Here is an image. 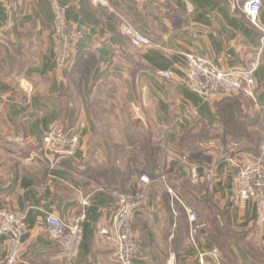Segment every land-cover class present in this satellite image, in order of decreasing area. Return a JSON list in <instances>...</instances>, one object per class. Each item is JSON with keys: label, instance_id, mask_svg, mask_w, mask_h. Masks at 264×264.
I'll return each instance as SVG.
<instances>
[{"label": "crops", "instance_id": "crops-1", "mask_svg": "<svg viewBox=\"0 0 264 264\" xmlns=\"http://www.w3.org/2000/svg\"><path fill=\"white\" fill-rule=\"evenodd\" d=\"M245 1L0 0V211L24 214L28 227L16 264H124L115 241L101 233L111 226L117 196L93 177L101 160H132L131 140L99 134L91 112L92 95L110 81L125 83L134 108L149 111L139 123L163 150L165 180L141 183L134 264H199L213 248L219 264H264L257 202L239 204L238 169L227 160L236 138L253 137L227 128L215 101L185 81L188 54L232 71L248 67L260 51L256 101L247 97L237 120L255 139L264 136V0L263 30L250 22ZM55 3L81 33L64 63L56 52ZM124 19L160 46L133 44L122 33ZM166 70L171 79L161 75ZM53 124L80 136L75 156L54 168L42 149ZM82 212L76 256L67 254L64 239L38 230L49 213L73 223ZM190 213L204 223L194 235ZM9 250L10 238L0 234V264Z\"/></svg>", "mask_w": 264, "mask_h": 264}, {"label": "built area", "instance_id": "built-area-1", "mask_svg": "<svg viewBox=\"0 0 264 264\" xmlns=\"http://www.w3.org/2000/svg\"><path fill=\"white\" fill-rule=\"evenodd\" d=\"M262 6L261 0H247L243 8L250 22L257 28L263 30L258 16ZM55 31L57 36L56 52L61 63L69 58L70 48L74 40L81 34L79 30L70 27L65 19V7L54 5ZM122 33L128 37L133 44L140 46H151L159 43L151 36L143 33L133 23L124 19L121 27ZM260 63V51L248 67H242L232 71H225L216 67L208 59L193 54L187 55L186 83L206 100L219 99L225 95L244 93L256 101L257 80L255 72ZM164 78L171 79L173 72L162 71ZM80 146V136L70 133L62 126L53 124L43 135V155L51 167H56L63 160L75 156ZM238 169L237 188L238 200L241 206H246L250 199L257 202L260 212V221L264 223V145L260 153L255 154L245 151L233 144V154L227 157ZM145 185L165 180V175L152 178L143 173L140 176ZM117 196V208L113 215L111 226L101 229V233L113 239L117 248V259L124 264H134L137 252L133 237V225L135 213L144 204V196L138 193L115 192ZM83 205L89 203V198L82 200ZM85 214L82 212L73 223H66L53 213H49L45 222L38 226V230H47L53 238L64 239L67 245V254L76 256L83 235V221ZM193 222L192 235L198 230L197 217L194 213L189 214ZM28 230L25 215L14 213L8 209L0 211V234L10 238V250L5 264H16L21 259V237ZM220 251L213 248L203 252L199 257V264H219Z\"/></svg>", "mask_w": 264, "mask_h": 264}, {"label": "trees", "instance_id": "trees-1", "mask_svg": "<svg viewBox=\"0 0 264 264\" xmlns=\"http://www.w3.org/2000/svg\"><path fill=\"white\" fill-rule=\"evenodd\" d=\"M243 96L251 98L244 93L240 92ZM232 94L225 95L219 99H215V104L219 115L222 118L227 119L226 127L231 129H239L238 115L243 113V109L240 108L242 113H238L235 107L234 98ZM252 99V98H251ZM237 106V105H236ZM237 113V115H236ZM144 139L132 140V160L127 163L125 169L122 168L117 159L109 158L106 163L99 164L94 169L93 177L97 178V182L103 188L112 192H124V193H138L142 192L140 176L143 173L149 174L152 178H156L164 174L160 168V156L162 153V146L154 139V134L150 131L146 133ZM134 139V138H133ZM139 142L138 145L136 143ZM237 147L249 151L252 153H260V143L257 141L242 140L236 138L233 142ZM135 147V148H134ZM138 173L137 178H133L132 174ZM127 187V188H126Z\"/></svg>", "mask_w": 264, "mask_h": 264}, {"label": "rangeland", "instance_id": "rangeland-1", "mask_svg": "<svg viewBox=\"0 0 264 264\" xmlns=\"http://www.w3.org/2000/svg\"><path fill=\"white\" fill-rule=\"evenodd\" d=\"M94 93H93L94 95H92L90 106H91V112L98 123L99 134L102 133V135L110 136V137L111 134H117V135L120 134L121 143H124L125 141L124 135H126L131 140L130 144L132 145H134L132 140H136V139L140 140L141 138L144 139L147 136L146 133H148L147 130L148 128H146V126H143L141 123H139V119H141L142 116L144 117V115L149 116L148 113L149 111H143L134 108L133 102H131L127 98V86L125 83H123L122 81H117V82L110 81L98 87ZM232 96H233L232 98H234L233 100L237 112L242 113L240 111V108L242 109V107L244 106L248 107L249 105L248 98L243 96L241 93H234L232 94ZM240 128L242 129L244 134H248V136L253 137L252 138L253 141L259 142L260 147L264 145V136L255 139L256 138L255 135L252 134V131H247L246 126H241ZM64 129L66 130V128ZM149 129L153 131L152 127H150ZM247 137L245 136V138ZM138 144L139 142L136 143V145ZM106 161H108V159ZM106 161L101 160L99 163L103 164L106 163ZM116 161L120 163L123 169L126 168L127 166L126 159H119ZM132 177L134 179L137 178L138 173H133ZM121 193L124 192L122 191ZM140 193L143 194V191L142 192L140 191ZM203 224H199V223L197 224L196 222V225L199 226L198 229Z\"/></svg>", "mask_w": 264, "mask_h": 264}]
</instances>
